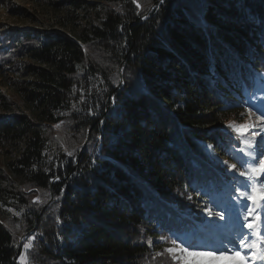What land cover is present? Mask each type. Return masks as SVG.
Returning <instances> with one entry per match:
<instances>
[{"label": "trees", "instance_id": "1", "mask_svg": "<svg viewBox=\"0 0 264 264\" xmlns=\"http://www.w3.org/2000/svg\"><path fill=\"white\" fill-rule=\"evenodd\" d=\"M40 1L81 28L0 23V74L28 79L0 91V150L18 148L0 169V264H181L162 236L227 245L196 193L231 204L232 176L247 179L228 168V125L258 123L264 0Z\"/></svg>", "mask_w": 264, "mask_h": 264}, {"label": "snow or ice", "instance_id": "2", "mask_svg": "<svg viewBox=\"0 0 264 264\" xmlns=\"http://www.w3.org/2000/svg\"><path fill=\"white\" fill-rule=\"evenodd\" d=\"M160 3L163 4L164 0H160ZM137 7H139V5H137ZM249 107L254 109L250 115L255 116L258 123H229L228 127L231 128L233 132L237 133L243 147L238 146L230 153V158L234 159L236 163L228 164L227 161L224 163L228 164L230 170H235L238 176L247 178L246 180H239L235 174L232 176L231 180L235 189V194L232 198H235L238 203L244 199L252 200L254 205L259 204L261 213L264 214V181L257 180L258 177L264 175V159H257L259 156H264V138L259 141L258 146L253 147L257 142L255 140V135L249 132V129L253 127H259L264 130V105H249ZM206 147L211 149L212 146L207 145ZM239 153H243L244 155L241 156ZM237 164H239V168H237ZM253 185H255V187H253ZM249 188H252L251 193L249 192ZM188 199H192V197L189 196ZM212 202L215 207L220 209L219 211L214 212L213 208L208 207L207 204L204 206L203 210L208 216L215 215L220 220H223L225 214L230 211L228 205L217 203L215 200ZM240 206L246 213L244 215L246 224L241 225L236 237L230 240L227 245L208 249L195 243L185 242L178 236H162L161 239L165 243L171 245V247L165 248L164 251L172 254V258L174 260H179L181 264H216L217 261L228 259L229 255L239 256L244 264H250L247 253L241 256L240 249L257 247V245L252 242L251 237L256 233H264V220H261L248 205L241 204ZM249 216L252 217L251 221L248 220ZM245 226L250 230L247 233L243 231ZM259 240L262 245L258 249L259 259L264 260V234L259 235ZM149 243L151 244V241ZM28 246L29 245H25V247ZM177 252H179L180 255L177 256ZM158 255H163V253H159ZM22 261L23 264H26V260L22 258Z\"/></svg>", "mask_w": 264, "mask_h": 264}, {"label": "rangeland", "instance_id": "3", "mask_svg": "<svg viewBox=\"0 0 264 264\" xmlns=\"http://www.w3.org/2000/svg\"><path fill=\"white\" fill-rule=\"evenodd\" d=\"M89 1V0H88ZM81 13L83 11L81 10ZM72 14H69L66 9L64 8H56L55 6L49 4V3H43V1L40 0H0V23L7 26H17V27H36L43 31L53 32V31H59L66 35H71L74 32H77L81 27L77 25V20L72 18ZM84 22H86V19H84ZM12 79L18 77L20 79H24L25 81L28 80L27 78L20 77V75L15 74L14 72H7V73H1L0 74V91L4 93L6 96H12L13 93H15L16 89L15 86L12 84ZM208 80L213 81V79L210 76L206 77ZM261 92L262 94H256L253 99L254 106H260L264 105V85L261 86ZM243 122V124L248 123H254L253 120L247 119ZM261 138H259V141ZM240 147H243L240 143ZM206 152L216 161H218L219 155L216 153H211L207 148H205ZM18 153L17 146L13 145L10 147H7L3 150H0V169H3L4 171H8V165L9 162H12L14 160L15 155ZM244 155L243 153H241ZM262 157V156H261ZM219 163V162H218ZM11 171H13L11 169ZM257 180H260V177L257 178ZM196 195L201 196V201L207 204L208 207H212L213 211H219L220 209L215 207L214 203L212 202L215 200L217 203L219 202L218 196H214L213 198H207L205 191L201 190L199 193H196ZM244 201H240L239 203H243ZM237 200L234 198L231 200V204H227L230 212L234 215V219L232 220V224L230 222L228 223L227 218L224 220L223 225H226V228H228L231 225H233V237L230 238L229 235H227L226 228H222V231L220 232L221 237L224 241L229 242L233 238L236 237L237 232L240 230L241 225L243 224L244 220V213L239 211V213L235 212V208H237ZM258 210L260 212L259 218L261 220H264V217L261 213L260 206L258 204ZM207 213L203 211V215H206ZM227 214H225L226 216ZM239 217V218H238ZM263 218V219H262ZM219 218L215 215L211 216L212 221H216ZM244 232H249L250 230L245 226L243 228ZM264 233H256L253 234L251 237L252 242H254L257 247L255 248H249V249H240V255H244L247 253L248 259L250 264H264V260L259 259V247L262 245L260 244L259 235ZM186 237V235H184ZM258 237V238H256ZM250 251L251 253H248ZM257 251V252H256ZM176 255H180L179 252L176 253ZM258 258L259 260L255 261V258ZM234 258L240 259L239 256H231L229 255L228 259H222L220 261H217L216 264H233L231 262Z\"/></svg>", "mask_w": 264, "mask_h": 264}]
</instances>
